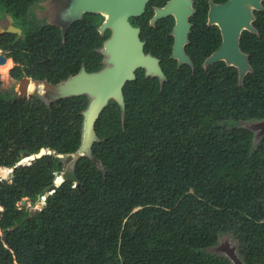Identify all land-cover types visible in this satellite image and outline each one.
Returning <instances> with one entry per match:
<instances>
[{"label": "trees", "instance_id": "16d2710c", "mask_svg": "<svg viewBox=\"0 0 264 264\" xmlns=\"http://www.w3.org/2000/svg\"><path fill=\"white\" fill-rule=\"evenodd\" d=\"M36 1L0 0V16L27 30L0 33V51L18 63L11 77L56 84L99 70L109 35L96 29L102 17L85 13L63 36L52 24L29 28ZM164 2L148 0L128 20L165 80L138 68L122 86L123 110L108 100L94 122V160L78 155L66 165L57 156L80 150L85 95L45 101L0 80V171L40 148L52 152L0 178V264H230L209 250L223 237L243 264H264V134L254 140L242 126L264 120V40L240 35L250 67L240 83L232 66L204 68L219 36L205 23V0H192L184 52L193 66H177L168 57L172 17L148 23ZM261 6L252 24L264 33ZM23 198L38 208L28 212Z\"/></svg>", "mask_w": 264, "mask_h": 264}, {"label": "water", "instance_id": "95a60500", "mask_svg": "<svg viewBox=\"0 0 264 264\" xmlns=\"http://www.w3.org/2000/svg\"><path fill=\"white\" fill-rule=\"evenodd\" d=\"M148 0H58L61 5L60 13L56 14L55 25L60 27L63 36L66 28L76 20L82 18L84 13L99 14L102 16L97 31L102 33L109 31V35L103 40L100 52L102 53V67L94 72H86L79 69L73 75L68 76L62 82L54 86L55 92L50 94V99L63 96L85 95L88 99L86 108L83 110V122L80 138V151L71 152L66 158H74L78 155L91 157L90 146L98 141L94 132V122L98 114L104 108L108 100L114 101L120 108H124L122 86L125 82L134 79V71L138 68L143 70L144 76L156 77L161 86L165 76L159 66V59L143 52V42L139 39V28L131 25L128 18L139 17ZM192 0H165L163 5L153 7V12L148 20L149 25L160 18L171 16L173 25L169 31L172 37L169 58L176 61L177 66L192 63L184 52L187 43V34L191 23L188 18L193 14ZM261 0H225L222 3L208 2L206 12V24H215L221 34V42L217 48L204 58L202 66L216 61H223L226 66H232L237 72V81L241 82L244 74L250 70L246 55L238 48V35L242 29L252 30L250 21L252 11L261 10ZM6 32L19 33V29L9 26ZM6 57L0 53V64ZM29 83L36 85V81L27 78L20 80L18 95H26ZM42 87H47L42 83ZM259 133L264 134V120L259 121ZM81 152V153H80ZM45 153H52L48 149L40 148L36 153L25 155L18 162H11L9 169L0 171V178L4 179L14 166L25 163ZM80 153V154H79ZM58 157L62 155L58 154ZM56 183V182H55ZM54 186H51V190ZM25 202L24 198L19 201L20 205ZM214 253H220L228 259L230 264H243L239 258L235 245H229L227 241L213 246Z\"/></svg>", "mask_w": 264, "mask_h": 264}, {"label": "flooded vegetation", "instance_id": "af4514ba", "mask_svg": "<svg viewBox=\"0 0 264 264\" xmlns=\"http://www.w3.org/2000/svg\"><path fill=\"white\" fill-rule=\"evenodd\" d=\"M213 2V3H222V2H224L225 0H219V1H214V0H205V2H206V12H207V8H208V2ZM60 4L58 3V0H37L36 2H35V4L33 5V7L31 8V10H30V12H31V14H30V24H29V28H33V27H38V26H40V25H44V24H52V25H54V26H56L57 28H59L60 29V27L59 26H57V25H55V24H53V23H51L50 21H48V20H50V19H48L47 20V18L48 17H51L52 16V12L54 11V12H56V13H59L60 12V9H61V6H59ZM263 10V8L261 9V10H253L252 11V20L250 21V26H251V28H252V30H245V29H242L240 32H239V35H238V48H239V50L241 51V49H240V47H239V38H240V35L242 34V33H246V35H247V37H248V40L249 41H251L252 39H260V40H264V33H261V32H259L257 29H256V27H254L253 26V21H254V19H255V16H254V11H262ZM36 14L35 15V18L33 17V14ZM55 13V14H56ZM38 14V15H37ZM85 14V13H84ZM1 16H3V17H1L0 18V21H2L3 19H5L7 22H8V24L6 25V26H4L3 28H0V33H2V32H6L5 30L6 29H8V27L9 26H14V27H16V28H18L19 29V33H16V32H8V33H13V34H15L16 36H18V37H21L22 36V33H23V35H24V33L27 31L25 28H26V26L23 24V32H22V27L16 22V21H13L12 19H11V17H9V16H7V15H1ZM83 16V15H82ZM101 16V15H100ZM102 17V16H101ZM205 17H206V14H205ZM36 18H45L44 19V21L45 22H47V23H43V24H40V25H38V26H31V23L32 22H35L36 21ZM80 20V19H79ZM77 21V20H76ZM74 22V21H73ZM205 23H206V18H205ZM207 25V24H206ZM211 25H213V26H215V28L217 29V32H218V36H219V42L216 44V46L214 47V49L211 51V52H213L216 48H217V46L220 44V42H221V34H220V31H219V29H218V27L215 25V24H211ZM209 26V25H208ZM249 44H250V42H249ZM210 52V53H211ZM243 54H245L246 55V59L248 58V55H247V53H245V52H243V51H241ZM0 53L1 54H3L1 51H0ZM209 53V54H210ZM208 54V55H209ZM4 55V54H3ZM207 55V56H208ZM5 56V55H4ZM206 56V57H207ZM6 57V56H5ZM11 61V66L8 68V70H7V74H8V76L11 78V79H13L12 77H11V75H10V69H12V67L13 66H16V65H18V63H16V62H14L10 57H6V62L7 61ZM216 62H218V61H216ZM219 62H222L224 65H225V63L223 62V61H220L219 60ZM247 63H248V60H247ZM249 65V64H248ZM226 66V65H225ZM22 78H27V79H29V81H36L37 82V84L36 85H34L35 87H32V83H29V85L27 86V92H30V93H28V94H26V95H29V94H37V95H39L41 98H42V96H41V94H39V93H37L36 92V90L38 91L39 90V87H40V85L42 84V83H44V84H46L47 85V88L48 87H54L56 84H58L59 82H62L63 80H61V81H59V82H57L56 84H50V83H48V82H46L45 80H38V79H33V78H31V77H27V76H21L20 78H18V79H13V80H15L16 82H17V84H18V87H17V89H16V91H14V93H16V95L17 96H25V95H23V94H20V95H18V92H19V87H20V80L22 79ZM50 100H53V99H50V98H47L45 101H50ZM259 121H262V120H259ZM259 121H255V122H248L249 124H252V126H253V128H256L258 131L256 132V134H254L255 132H252L253 133V138H255L256 136H261L260 135V133H259V131H260V126L259 125H257L258 124V122ZM251 130V129H250ZM252 131V130H251Z\"/></svg>", "mask_w": 264, "mask_h": 264}, {"label": "rangeland", "instance_id": "374dc122", "mask_svg": "<svg viewBox=\"0 0 264 264\" xmlns=\"http://www.w3.org/2000/svg\"><path fill=\"white\" fill-rule=\"evenodd\" d=\"M59 3V2H58ZM60 4V3H59ZM59 6H61V5H59ZM56 12H52V16L51 17H48L47 18V20L48 19H50V20H48V21H50L51 23H55L56 22V20L54 19L55 17H56V14H55ZM60 13V12H59ZM35 13L33 14V17L35 18ZM38 15V14H37ZM1 17H3V16H0V18ZM45 19V18H44ZM44 19L43 18H36V21L35 22H32L31 23V26H38V25H40V24H43V23H47V22H45L44 21ZM46 20V19H45ZM57 23V22H56ZM8 24V22L5 20V19H3L2 21H0V28H3L4 26H6ZM0 80H1V87L2 88H12V91L14 92V91H16V89H17V87H18V84H17V82L15 81V80H13V79H11L9 76H8V74H7V71L5 72V74H3V75H1L0 74ZM36 92L37 93H39V94H41V96H42V98L44 99V100H46L47 98H50V94H53L54 92H55V88L54 87H42L41 85H40V87H39V90L37 91L36 90ZM249 122H255V121H249ZM257 122V121H256ZM242 126L243 127H247V128H250L251 130H252V132H255L254 134H256V132L258 131L256 128H253V126H252V124H249V123H243L242 124ZM259 129H261V128H259ZM261 135V134H260ZM258 137H260V136H256L255 138H254V140H256ZM80 151V150H79ZM81 153V152H80ZM79 153V154H80ZM61 158V161H62V163L63 164H69V163H72L73 162V160H74V158H66V157H60ZM7 165H9V164H7ZM7 175H8V173H7ZM6 178H7V176H6ZM24 206H25V208L27 209V211L28 212H32V211H34L35 209H37L38 208V206L35 204V205H31V202L29 201V200H25V202H24V204H23ZM224 241H227L228 243H229V245H233V242L228 238V237H223V238H220L219 240H218V242H217V244H220V243H222V242H224ZM210 251H213V247H211L210 249H209ZM220 254V253H219Z\"/></svg>", "mask_w": 264, "mask_h": 264}, {"label": "built area", "instance_id": "2783aa9c", "mask_svg": "<svg viewBox=\"0 0 264 264\" xmlns=\"http://www.w3.org/2000/svg\"><path fill=\"white\" fill-rule=\"evenodd\" d=\"M56 180H57V181H60V177H57ZM43 199H44V197L41 196L40 199H39L40 204H43Z\"/></svg>", "mask_w": 264, "mask_h": 264}, {"label": "bare ground", "instance_id": "6f19581e", "mask_svg": "<svg viewBox=\"0 0 264 264\" xmlns=\"http://www.w3.org/2000/svg\"><path fill=\"white\" fill-rule=\"evenodd\" d=\"M6 63V60H5V62L4 63H2V64H0V66L1 65H4ZM32 87H35L33 84H32ZM7 170H5L4 172H6Z\"/></svg>", "mask_w": 264, "mask_h": 264}]
</instances>
